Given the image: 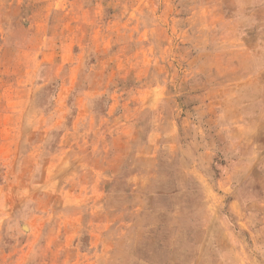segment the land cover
<instances>
[{
    "label": "rangeland",
    "instance_id": "1",
    "mask_svg": "<svg viewBox=\"0 0 264 264\" xmlns=\"http://www.w3.org/2000/svg\"><path fill=\"white\" fill-rule=\"evenodd\" d=\"M263 35L264 0H0V264H93L47 239L90 197L64 191L87 186L92 143L160 171L149 187L201 188L178 190L204 203L198 264H258L263 139L227 119L256 105Z\"/></svg>",
    "mask_w": 264,
    "mask_h": 264
},
{
    "label": "crops",
    "instance_id": "2",
    "mask_svg": "<svg viewBox=\"0 0 264 264\" xmlns=\"http://www.w3.org/2000/svg\"><path fill=\"white\" fill-rule=\"evenodd\" d=\"M262 37L259 39L264 44ZM257 56L256 68L251 73L258 88L256 105L248 112L243 111L244 116L241 121L237 117V124L229 116L227 125L232 131L238 129L258 134L263 139L259 144L260 152L264 153V53H257ZM254 80L248 78L250 84L255 83ZM244 138H248V135L237 137L239 140ZM92 145L83 156L88 164V170L87 165H84L88 178L87 183H84L87 186H74L64 191L86 194L87 188L90 197L88 201L85 199L81 214L75 212L77 217L71 214L74 217L72 222L51 225L47 230V239L56 243L82 242V258L96 259L93 264H198L200 248L197 241L201 240V235H196L197 230L190 234L186 229L191 226V219L193 225H201L204 203L201 198L180 202L178 190L184 192L185 198V194L199 193L201 188L186 186L180 189L176 184L164 186V190L157 188L158 185L149 187L144 178L157 176L160 171H140L136 159L135 162L126 157L123 159L118 150L106 154L99 149L95 153ZM73 158L69 153L57 156L55 176L60 184L71 169H75ZM152 188L156 191L154 198L149 192ZM227 208L234 210L238 204L231 200ZM209 209L217 211V205L210 204ZM261 209L264 211V207ZM262 217L259 225H264ZM260 238L264 243V229L263 234L258 235L259 242ZM187 245L190 247L187 248ZM258 247L259 250L264 249V245ZM210 255L212 257V251ZM257 257L258 264H264V250L261 254L258 252Z\"/></svg>",
    "mask_w": 264,
    "mask_h": 264
}]
</instances>
